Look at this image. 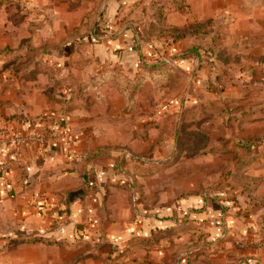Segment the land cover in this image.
<instances>
[{
    "label": "crops",
    "instance_id": "1",
    "mask_svg": "<svg viewBox=\"0 0 264 264\" xmlns=\"http://www.w3.org/2000/svg\"><path fill=\"white\" fill-rule=\"evenodd\" d=\"M153 1L166 2L108 0L94 35L75 44L74 53L46 57L64 68L60 87L53 89L49 76L12 79L0 72V129L6 130L0 132V264H264V181L250 192L235 184L236 194L150 205L148 198H128L123 187L136 189L123 168L116 174L100 153L87 160L101 146L125 140L124 127L120 134L113 127L117 120L143 125L106 74L122 69L136 78L147 71L143 59L158 57L144 36L143 11ZM184 3L167 14L166 27L184 33L172 37L166 55L191 76L193 91L237 67L243 78L258 75L264 83V0ZM194 46L201 53H185ZM70 89L74 98L66 101ZM259 111L255 122L264 128V107ZM15 135L35 138L15 142ZM92 165L95 187L85 175ZM81 188L84 201L68 205L67 193ZM42 233L54 238L36 240Z\"/></svg>",
    "mask_w": 264,
    "mask_h": 264
},
{
    "label": "rangeland",
    "instance_id": "2",
    "mask_svg": "<svg viewBox=\"0 0 264 264\" xmlns=\"http://www.w3.org/2000/svg\"><path fill=\"white\" fill-rule=\"evenodd\" d=\"M107 5L108 0H0V36L6 42L0 46V72L12 79L46 81L49 76L53 89L62 86L63 66L46 57L74 53L75 44L94 33ZM148 7L144 36L163 61L143 59L147 71L136 78L122 69L106 74L143 125L117 120L113 127L117 134L124 127L125 140L97 152L130 175L136 190L123 188L134 202L148 198L150 205L171 204L205 193L218 197L230 189L236 194L235 184L244 187L242 193L250 192L264 181V128L255 122L264 107L262 79L243 78L244 70L237 67L210 81L209 88L193 91L191 76L175 68L164 50L173 33L161 7L154 1ZM71 94L66 101L74 98ZM162 144L164 152L158 149Z\"/></svg>",
    "mask_w": 264,
    "mask_h": 264
},
{
    "label": "trees",
    "instance_id": "3",
    "mask_svg": "<svg viewBox=\"0 0 264 264\" xmlns=\"http://www.w3.org/2000/svg\"><path fill=\"white\" fill-rule=\"evenodd\" d=\"M186 6L187 5H185L184 0H166V2L161 6L160 11L162 12V14L166 20L168 13L179 10V9L184 8ZM172 33H173V36L174 35L181 36L184 32L178 28H172ZM92 35H94V34H92ZM200 49H201L200 47L194 46L193 48L187 50L185 53H193V52L201 53ZM164 50L166 51V49H164ZM204 53H206V51H204ZM174 57H177V56H174ZM159 58H160V56H158V57L156 56V58L153 57V59H155L157 61H163ZM98 154H99V152L89 154L88 159H87L88 162L93 161L94 157H96ZM113 167H114L116 174L122 173V170H121L122 166L119 167L118 165L115 164ZM85 175L87 176V180H88L89 184L92 187H95L98 183V178L95 175L94 165L90 166L86 170ZM42 238H46V239L51 240L52 238H54V236H47V234H45V233H42V235L36 236V240H41Z\"/></svg>",
    "mask_w": 264,
    "mask_h": 264
},
{
    "label": "water",
    "instance_id": "4",
    "mask_svg": "<svg viewBox=\"0 0 264 264\" xmlns=\"http://www.w3.org/2000/svg\"><path fill=\"white\" fill-rule=\"evenodd\" d=\"M86 195H87V192L82 188L70 191L67 193V203H68V205H70V204H72L73 201H75L77 199L84 201Z\"/></svg>",
    "mask_w": 264,
    "mask_h": 264
},
{
    "label": "built area",
    "instance_id": "5",
    "mask_svg": "<svg viewBox=\"0 0 264 264\" xmlns=\"http://www.w3.org/2000/svg\"><path fill=\"white\" fill-rule=\"evenodd\" d=\"M0 132H2V133H4V132H6V130H3V129H0ZM35 137H31V136H29V137H22V136H19V135H15L14 137H13V140L15 141V142H21V141H26V140H32V139H34ZM40 139V138H39ZM40 140H44V139H40Z\"/></svg>",
    "mask_w": 264,
    "mask_h": 264
}]
</instances>
